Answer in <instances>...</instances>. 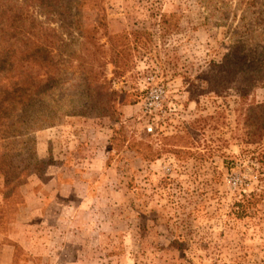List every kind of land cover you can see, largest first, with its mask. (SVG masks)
<instances>
[{"label": "rangeland", "instance_id": "rangeland-1", "mask_svg": "<svg viewBox=\"0 0 264 264\" xmlns=\"http://www.w3.org/2000/svg\"><path fill=\"white\" fill-rule=\"evenodd\" d=\"M62 1L18 0L21 30L99 39L120 122L84 99L0 129V264H264V0ZM61 71L68 106L82 91Z\"/></svg>", "mask_w": 264, "mask_h": 264}, {"label": "trees", "instance_id": "trees-1", "mask_svg": "<svg viewBox=\"0 0 264 264\" xmlns=\"http://www.w3.org/2000/svg\"><path fill=\"white\" fill-rule=\"evenodd\" d=\"M35 1L45 11L68 9V13L73 4H61L65 2L62 0ZM17 2L18 0H0V129L3 136H7L8 131H14L13 136H19L24 135V129L35 132L53 127L66 116H84L86 112L80 111L76 105L84 99V108H91L97 103L96 109L105 111L104 116L118 124L121 113L116 108V93L112 90V83L106 76L107 65L101 62L103 53L100 50L103 46H99V39L85 32L78 22L75 23L77 36L72 39V44L64 42L62 36L51 28L43 27L41 34L33 32L32 28L22 31L23 25L19 22L22 17L19 15ZM77 17L78 14L73 19ZM105 37H110L108 32ZM74 42L79 45L74 51L69 50L66 64L60 67L54 63L49 50L59 43L69 47ZM116 61H110L114 65L115 74L123 77L128 66ZM68 66L72 76L78 81L77 87L82 94L70 96L72 101L65 106L68 97L64 90L59 89L63 85L59 82L62 77L61 69ZM254 75L255 78L249 79V87L264 85V67ZM77 97L79 98L76 99ZM245 97L247 94H243L242 98ZM262 153L264 158V151ZM245 208L247 207L242 205L241 211L245 212Z\"/></svg>", "mask_w": 264, "mask_h": 264}]
</instances>
